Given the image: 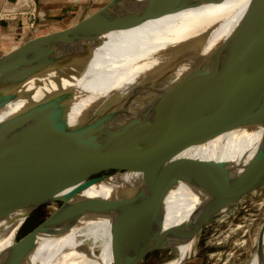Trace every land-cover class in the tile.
Here are the masks:
<instances>
[{
	"label": "bare ground",
	"instance_id": "6f19581e",
	"mask_svg": "<svg viewBox=\"0 0 264 264\" xmlns=\"http://www.w3.org/2000/svg\"><path fill=\"white\" fill-rule=\"evenodd\" d=\"M237 1L241 0H152L150 6L162 13L131 14L128 19L140 26L106 35L78 76L60 79L61 86H73L71 98L46 106L50 118L34 116L16 130L0 163V196L15 188L36 159L46 167L44 180H66L74 142L95 128L102 139L90 135L77 149L83 173L79 198L99 204L81 208L67 201L18 243L15 237L26 221L25 211L0 221V263L10 256V264H113L179 235L181 254L166 264L186 258L194 226L200 228L204 222L192 214L218 204L232 189L214 177L201 187L190 186L189 180L224 164L222 177L235 183L253 157L264 161V126L204 119L189 112L105 107L116 92H125L149 75L162 90L210 53L253 81L264 44V20L245 17L249 3L233 7ZM51 74L40 78L34 99L41 97ZM23 107L22 102L10 104L0 111V122ZM116 155L125 170L109 174ZM93 175L101 178L90 181ZM263 186L264 180L251 192ZM117 199L162 205L160 222L102 201ZM261 230L264 246V225ZM257 250L248 264H264L263 252Z\"/></svg>",
	"mask_w": 264,
	"mask_h": 264
},
{
	"label": "water",
	"instance_id": "95a60500",
	"mask_svg": "<svg viewBox=\"0 0 264 264\" xmlns=\"http://www.w3.org/2000/svg\"><path fill=\"white\" fill-rule=\"evenodd\" d=\"M151 1L117 0L96 18L72 29L39 37L10 56L0 59V111L15 102L24 103L22 109L0 122V163L5 150L14 140L16 130L24 122L41 114L50 118L44 111L46 106L71 98L73 86H61L60 79L71 80L72 76H78L82 70L81 66L90 58L92 50L103 37L140 26L139 22L128 19L131 14L149 17L162 13L150 6ZM244 16L264 20V0H250ZM259 55L260 61L253 81L248 80L249 76H242L228 69L210 53L181 78L162 90L155 88V85H158L152 81L155 76L149 75L143 82H138L125 92H116L110 97L112 101L105 108L152 113L189 112L204 119L216 118L236 124L255 123L264 126V44ZM51 73L54 75L53 79L46 83L41 97L34 99L37 89L40 88V78ZM50 82L55 86L51 87ZM97 133V129L89 128L74 142L69 152L70 167L66 180H44V162L41 159L32 162L15 188L8 195L0 196V221L19 211H25L28 217L37 206L47 201H60L63 205L71 201L81 208L99 204L79 198L83 173L79 167L81 159L77 152L78 147H83L90 135ZM254 158L236 178L235 183L230 184L222 177L224 164L200 171L189 180L190 186L201 187L205 181L214 177L216 183L232 187L228 196L218 204L194 212L192 215L196 216V220L205 221L222 212L264 180V161H253ZM16 201L18 202L14 203ZM102 201L121 205L139 217L156 223L160 222L164 211L162 205H150L128 199ZM198 230V226H194V236ZM162 243L124 255L113 264H129ZM10 262L12 257L9 256L0 264Z\"/></svg>",
	"mask_w": 264,
	"mask_h": 264
},
{
	"label": "rangeland",
	"instance_id": "374dc122",
	"mask_svg": "<svg viewBox=\"0 0 264 264\" xmlns=\"http://www.w3.org/2000/svg\"><path fill=\"white\" fill-rule=\"evenodd\" d=\"M249 1H237L233 7L235 4H248ZM100 136L97 133L93 138L98 140ZM111 163L113 167L109 174L125 170L119 155ZM100 178L101 175H93L90 181ZM52 204H55L54 210H51ZM62 206L60 201H47L37 206L28 215L15 237L16 243L23 241ZM262 224L264 225V186L253 193L249 190L222 212L205 220L195 234L188 255L179 264H248L255 255L254 252L258 251L257 248H261L264 258V246L260 241ZM181 243L182 240L178 237L167 240L129 264H166L180 256Z\"/></svg>",
	"mask_w": 264,
	"mask_h": 264
},
{
	"label": "crops",
	"instance_id": "0c3cea01",
	"mask_svg": "<svg viewBox=\"0 0 264 264\" xmlns=\"http://www.w3.org/2000/svg\"><path fill=\"white\" fill-rule=\"evenodd\" d=\"M117 0H0V59L39 37L72 29L96 18Z\"/></svg>",
	"mask_w": 264,
	"mask_h": 264
},
{
	"label": "built area",
	"instance_id": "2783aa9c",
	"mask_svg": "<svg viewBox=\"0 0 264 264\" xmlns=\"http://www.w3.org/2000/svg\"><path fill=\"white\" fill-rule=\"evenodd\" d=\"M28 7V11H30V14H33L35 12V9L33 7L34 0H22Z\"/></svg>",
	"mask_w": 264,
	"mask_h": 264
}]
</instances>
